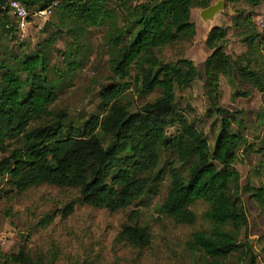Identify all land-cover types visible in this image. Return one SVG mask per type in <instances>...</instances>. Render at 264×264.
Returning <instances> with one entry per match:
<instances>
[{
    "label": "trees",
    "instance_id": "trees-1",
    "mask_svg": "<svg viewBox=\"0 0 264 264\" xmlns=\"http://www.w3.org/2000/svg\"><path fill=\"white\" fill-rule=\"evenodd\" d=\"M18 1L30 14L50 8L44 30H53L35 49L24 50L10 0H0V152L5 153L0 177L6 178L7 191L19 194L44 183L68 187L78 197L63 213H71L75 201L116 211L147 203L167 180L159 211L175 222L193 223L190 206L197 200L207 204V226L192 231L185 242L197 264H227L232 258L256 264L243 194L264 207V185L241 184L235 167L238 152L249 156L255 150L246 144L241 123L217 103L221 76L234 82L236 97L264 95V32L252 14L237 9L232 17L245 45L239 54L226 52L225 27L209 29L205 46L211 52L200 68L187 58L163 61L160 54L193 39L192 8H206L213 0H117L118 8L109 7L108 0ZM244 1L253 7L264 3ZM91 28L104 29L112 73L108 79L113 81L98 91L99 115L77 120L56 107V101L64 80L87 60ZM63 36L69 40L59 49L54 45ZM196 79L203 80L209 112L216 115L212 146L176 107L175 89ZM130 89L140 96L155 90L159 94L133 107L123 96ZM169 127L174 131L169 133ZM135 208L131 220L138 216ZM52 216L45 214L39 225ZM150 237L148 226L131 221L121 226L117 240L143 248ZM1 257L9 264H54L25 246Z\"/></svg>",
    "mask_w": 264,
    "mask_h": 264
},
{
    "label": "rangeland",
    "instance_id": "rangeland-1",
    "mask_svg": "<svg viewBox=\"0 0 264 264\" xmlns=\"http://www.w3.org/2000/svg\"><path fill=\"white\" fill-rule=\"evenodd\" d=\"M217 1L213 0V3ZM222 1L224 8L212 20H202L201 9L192 8L191 20L196 25L195 36L191 41L164 48L160 54L161 59L174 62L179 58H187L201 68L202 62L211 52L205 46V39L214 25L227 29L225 50L228 54L233 56L243 52L245 45L237 34L240 29L233 25L232 17L237 9H243L245 13L252 14V20L256 23L258 18H264V3L253 7L244 0ZM108 2L109 7L118 8L117 0ZM48 18L33 17L24 39V50L35 49L52 32V28L44 30ZM103 32V28L89 29L85 52L87 60L79 71L64 80L56 101V107L67 110L70 117L77 120L99 115L101 108L98 107V91L102 85L113 81L108 79L112 73L109 70L108 49L102 40ZM68 40L66 36L60 37L54 46L64 49ZM12 42L7 45L19 52V48ZM235 90L234 82L221 76L217 103L241 123L240 130L246 138V144H251L255 150L249 156H244L242 150H239L235 167L240 173L242 185H264V118L261 116L264 112V95L255 92L250 97H236L233 95ZM175 93L177 109L206 135L212 146L217 132V120L216 115L209 112L203 80L196 79L189 86L176 88ZM158 94L155 90L140 96L130 89L123 96L134 107L153 100ZM173 131L174 127L168 128L169 133ZM4 154L0 152V159ZM166 184L167 180L161 184L159 193L145 204L110 211L75 201L71 213L65 214L63 208L78 197L77 190L44 183L18 194L14 189L7 191L9 184L5 177H0V264H9L3 263L4 258L1 256H8L21 246H25L32 254H42L53 259L54 264H197L186 250L185 242L192 231L207 226L204 217L207 204L197 200L190 206L195 215L194 222L177 223L159 211L166 193ZM243 198L248 211V233L256 254V264H264V207L252 203L246 193ZM135 207L139 213L131 220L129 214ZM47 213L53 214L52 219L44 226L39 225ZM131 221L149 228L150 243L143 248L117 240L121 226ZM227 264L244 263L232 258Z\"/></svg>",
    "mask_w": 264,
    "mask_h": 264
},
{
    "label": "built area",
    "instance_id": "built-area-1",
    "mask_svg": "<svg viewBox=\"0 0 264 264\" xmlns=\"http://www.w3.org/2000/svg\"><path fill=\"white\" fill-rule=\"evenodd\" d=\"M9 8L12 15L16 18L18 24V36L20 39L27 37L28 27L30 25L29 16L38 18H47L51 14V9H41L35 12H30L18 0H10ZM257 26L264 32V18H258Z\"/></svg>",
    "mask_w": 264,
    "mask_h": 264
},
{
    "label": "water",
    "instance_id": "water-1",
    "mask_svg": "<svg viewBox=\"0 0 264 264\" xmlns=\"http://www.w3.org/2000/svg\"><path fill=\"white\" fill-rule=\"evenodd\" d=\"M224 8L222 0H218L216 3L209 5L206 8L201 9L200 16L202 20H212L215 14Z\"/></svg>",
    "mask_w": 264,
    "mask_h": 264
}]
</instances>
